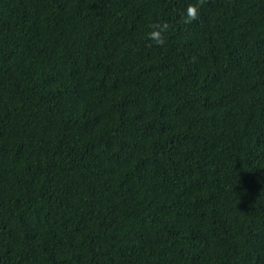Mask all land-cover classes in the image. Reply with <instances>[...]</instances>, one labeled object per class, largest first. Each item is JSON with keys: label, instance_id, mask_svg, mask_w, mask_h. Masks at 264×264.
Wrapping results in <instances>:
<instances>
[{"label": "trees", "instance_id": "1", "mask_svg": "<svg viewBox=\"0 0 264 264\" xmlns=\"http://www.w3.org/2000/svg\"><path fill=\"white\" fill-rule=\"evenodd\" d=\"M190 3L0 0V264H264V0Z\"/></svg>", "mask_w": 264, "mask_h": 264}, {"label": "clouds", "instance_id": "2", "mask_svg": "<svg viewBox=\"0 0 264 264\" xmlns=\"http://www.w3.org/2000/svg\"><path fill=\"white\" fill-rule=\"evenodd\" d=\"M203 0H196V3H190L183 11L182 22L191 24L199 19L200 8ZM172 29V25L166 20H158L150 25L147 34L148 40L151 42L149 46L164 47L167 44V34Z\"/></svg>", "mask_w": 264, "mask_h": 264}]
</instances>
